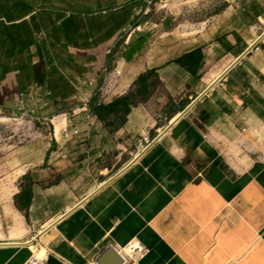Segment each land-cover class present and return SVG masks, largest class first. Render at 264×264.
Segmentation results:
<instances>
[{
  "label": "crops",
  "instance_id": "crops-1",
  "mask_svg": "<svg viewBox=\"0 0 264 264\" xmlns=\"http://www.w3.org/2000/svg\"><path fill=\"white\" fill-rule=\"evenodd\" d=\"M150 1L0 0V117L47 119L0 144V264H25L34 241L47 264L135 243L137 264H264V12L193 24ZM153 69L158 89L116 131L82 107ZM65 121L81 134L59 144Z\"/></svg>",
  "mask_w": 264,
  "mask_h": 264
},
{
  "label": "rangeland",
  "instance_id": "rangeland-1",
  "mask_svg": "<svg viewBox=\"0 0 264 264\" xmlns=\"http://www.w3.org/2000/svg\"><path fill=\"white\" fill-rule=\"evenodd\" d=\"M260 3L264 4V0H170L167 8L158 12L152 10L151 14L161 13L171 8L175 12L178 21L199 24L219 15L224 10V5L235 7L244 4L243 7L246 9L245 13H248V16L252 19L250 21L258 23V17L255 19L254 14L257 9H260L261 13L264 12V6L260 7ZM143 28H147V25H144ZM1 121L0 144L9 143L11 145H21L29 140V134L32 130H42L41 122L35 119Z\"/></svg>",
  "mask_w": 264,
  "mask_h": 264
},
{
  "label": "trees",
  "instance_id": "trees-1",
  "mask_svg": "<svg viewBox=\"0 0 264 264\" xmlns=\"http://www.w3.org/2000/svg\"><path fill=\"white\" fill-rule=\"evenodd\" d=\"M227 5H224V8ZM223 8V9H224ZM160 85L159 76L155 69L141 74L135 81L133 89L127 94L117 97L109 104L99 101L94 97L89 105L92 116L106 127L117 130L124 125L132 107L145 103ZM33 179L30 174L23 177L21 191L14 198L15 206L21 212H25L31 205L33 196Z\"/></svg>",
  "mask_w": 264,
  "mask_h": 264
},
{
  "label": "built area",
  "instance_id": "built-area-1",
  "mask_svg": "<svg viewBox=\"0 0 264 264\" xmlns=\"http://www.w3.org/2000/svg\"><path fill=\"white\" fill-rule=\"evenodd\" d=\"M169 1L168 0H151L149 3V6L147 7L146 13L152 12V10H156V12H158L164 8H167L169 6V4H168ZM253 47L256 50L259 49L256 45H254ZM90 84L92 85V83H90ZM90 102H91V100L83 101L82 107L85 110H88ZM2 117H0V118H2ZM7 119H9V120L20 119L21 120V119H28V118L26 117L25 114H22L19 117L18 116L9 117ZM30 119H35V120L40 121V122H46V120H47L46 118H43L39 115L32 116V117H30ZM80 134H81L80 129L77 127L70 128L67 121H65L63 123L58 134L56 133L55 129L53 130V138L59 144H61V143L66 144V143L72 141L73 139H75L76 137L80 136ZM151 143H152V140L149 139V137L147 135H143L141 140L139 141L138 145H139V148L141 150H144ZM32 238L35 239V236ZM34 242H35V244L31 247L32 248V254H31L30 258L26 261L25 264H47L48 260H49L50 253L45 249L43 250V248H41L36 241H34ZM116 250L123 259L122 264H137L138 260L135 256V254L137 251H142V249L140 248V246L137 243L129 245L126 249H123V251L119 250V249H116Z\"/></svg>",
  "mask_w": 264,
  "mask_h": 264
},
{
  "label": "water",
  "instance_id": "water-1",
  "mask_svg": "<svg viewBox=\"0 0 264 264\" xmlns=\"http://www.w3.org/2000/svg\"><path fill=\"white\" fill-rule=\"evenodd\" d=\"M262 37H264V34L262 35ZM253 48V46L252 47H250V49H252ZM191 106V105H190ZM189 106V107H190ZM189 107L186 109V110H184L179 116H178V118L179 117H181V116H183V115H185L186 114V112L188 111V109H189ZM155 141V140H154ZM141 154H139L137 157H136V159L140 156ZM136 159H134V161L136 160ZM134 161H132L130 164H132ZM129 164V165H130ZM128 165V166H129ZM98 264H122L123 263V259H122V257L119 255V253L117 252V250L113 247V246H111V247H109L105 252H103L101 255H100V257L98 258Z\"/></svg>",
  "mask_w": 264,
  "mask_h": 264
},
{
  "label": "bare ground",
  "instance_id": "bare-ground-1",
  "mask_svg": "<svg viewBox=\"0 0 264 264\" xmlns=\"http://www.w3.org/2000/svg\"><path fill=\"white\" fill-rule=\"evenodd\" d=\"M1 120H2V121H6V120H9V119H7V118L5 117V118H2ZM59 131H60V130H59ZM56 133H58L57 130H56ZM31 241H32V240H31ZM43 250H44V249H43Z\"/></svg>",
  "mask_w": 264,
  "mask_h": 264
}]
</instances>
